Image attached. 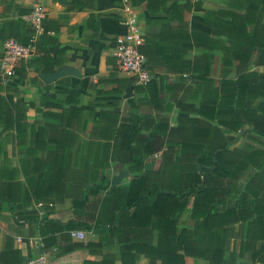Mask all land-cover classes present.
Instances as JSON below:
<instances>
[{
  "label": "trees",
  "instance_id": "trees-1",
  "mask_svg": "<svg viewBox=\"0 0 264 264\" xmlns=\"http://www.w3.org/2000/svg\"><path fill=\"white\" fill-rule=\"evenodd\" d=\"M127 1L132 4V0ZM11 7L17 10V18L10 17L5 4L0 44L14 39L24 45L32 43L36 51L14 64L15 81L3 83L0 76V126L20 129L26 118L25 108L7 100L4 93L17 92L15 87L28 70L50 73L63 62L49 54L47 48L57 42V37L48 34L46 20H41V31L37 33L36 27L20 17L31 9ZM263 11L264 0H228L226 7L205 10L203 19L212 26L214 37L192 30L187 37H178L175 52L164 54L170 61H180L194 44L202 50L195 61L183 62L180 68L170 70L174 75L167 82L152 75L146 83L135 85L137 91L148 90L155 110L170 112L173 106L178 109L182 115L176 117L174 126L160 117L154 132L143 138L137 128L138 117L129 118L128 123L119 124L116 129L115 119L107 116L110 128L106 133V155L129 162L131 178L127 183L110 186L100 177L91 183L85 196L73 199L75 218L64 222L40 219L30 203L24 207L21 204V209L11 206L14 222L39 221L45 250L54 242L55 232L69 237L74 229L103 236L74 242L73 248H88L100 254L110 239L117 244L115 253L102 252L100 260H84L82 264H114L116 259L121 264H135L138 254L146 257L148 264H185L186 256L204 261L199 264H234L236 257L246 255L250 264H264V148L247 140V131L254 133L250 141L264 138V70L249 69L251 60L254 65L264 66ZM147 49L146 45L138 46L145 67L152 70L154 65ZM214 50L222 54L218 83L212 76ZM231 69L234 78L227 76ZM132 83V78L126 80V84ZM162 90L172 102L163 108L158 97ZM64 92L77 95L71 86ZM150 121L154 123V119ZM244 126L251 129L241 133ZM145 139L152 148L142 144ZM133 140L136 145L130 144ZM153 143L165 147L160 165L144 169L143 158L157 151ZM250 168L254 173L240 186L238 180ZM89 196L97 198L91 202ZM228 200H233V204L229 206ZM96 202V213L82 212L87 206L94 209ZM187 209L191 225H180ZM229 242L232 246L226 258ZM30 258L13 248L10 241L0 253L3 264H22Z\"/></svg>",
  "mask_w": 264,
  "mask_h": 264
},
{
  "label": "crops",
  "instance_id": "crops-1",
  "mask_svg": "<svg viewBox=\"0 0 264 264\" xmlns=\"http://www.w3.org/2000/svg\"><path fill=\"white\" fill-rule=\"evenodd\" d=\"M227 1L198 0L194 3L193 0H132L131 4L124 0H0V21L5 4L10 9L11 18H17V10L12 5L31 11L39 8L49 28L48 34L57 37V42L47 48L49 54L53 59L59 57L63 62L54 71L69 67L77 72L45 83L39 76L44 73L30 69L27 76L16 85L17 92L4 93L7 100L25 108L26 118L20 129L0 126V253L10 241L13 248L30 257L34 251L28 244V238L40 237V222L16 224L11 206L21 209V204L30 203L40 219L64 222L75 218L73 199L85 196L91 183L100 177L105 182L109 181L110 186L130 180L131 173L127 169L129 162L107 158L106 133L110 128L106 124L107 116L115 119L116 129L119 124L128 123L129 118L138 117L140 123L137 128L145 138L154 132V124L160 117L167 118L169 125L174 126L176 117L182 115L175 106L170 112L155 110L149 102L148 90L142 88L137 91L134 77L117 69L113 50L115 39L125 32L124 18L129 13L135 15L143 37L140 45L148 47L154 65L152 70L148 69L150 75L163 77L164 82H167L174 75L170 70L180 68L183 62H194L202 50L193 44L186 50L181 62L170 61L164 54L175 52L178 37H187V32L192 30L214 37L211 34L212 26L203 19L204 11L226 7ZM29 13L20 16L27 23ZM1 47L0 44V55ZM221 55L220 51L214 50L211 60L212 76L216 83L220 80L222 70ZM249 69L261 72L264 66L254 65L251 60ZM227 76L235 77L232 69ZM128 78H132L134 83L126 84ZM16 79L13 77L11 80ZM68 86L76 89L77 95L65 93ZM158 97L162 99V108L172 103L169 94L163 90ZM151 118L154 123L150 121ZM249 129L251 127L244 126L240 132ZM250 135L254 133L247 131L250 143L264 148V138L253 142L250 141ZM130 144L136 145L137 142L133 140ZM142 144L152 148L148 139ZM153 148L157 151L143 158L144 169H156L160 165L165 147L162 143H153ZM120 173L126 174L112 185V178ZM252 173L254 169H248L238 180L239 185L243 186ZM245 175L246 179L241 181ZM96 198L89 196L91 202ZM38 202L43 204L42 207L36 205ZM233 202L228 200V205ZM98 207L99 202H96L94 209L87 206L82 212L93 210L96 213ZM186 211L189 214V210ZM190 225L189 221L186 226ZM74 230L85 231L86 237L78 240L69 235L71 239L68 240L66 233L53 234L54 242L45 250L47 264H82L84 260H100L102 252L115 253L117 250L113 239L100 254L88 248H73L74 242L93 241L103 236L90 230ZM231 246L229 242L226 258ZM148 262L143 255L136 256L135 264ZM199 263L204 261L185 257V264ZM239 263L250 264L249 257H236L234 264ZM114 264L121 262L116 259Z\"/></svg>",
  "mask_w": 264,
  "mask_h": 264
},
{
  "label": "built area",
  "instance_id": "built-area-1",
  "mask_svg": "<svg viewBox=\"0 0 264 264\" xmlns=\"http://www.w3.org/2000/svg\"><path fill=\"white\" fill-rule=\"evenodd\" d=\"M29 14V22L37 28V33L40 32V22L42 20L40 9L34 8ZM124 25L125 32L115 39V48L113 50L117 69L134 77L136 84H144L149 81L151 75L145 67V58L138 50V46L143 42L141 27L133 13H129L124 18ZM34 53L35 47L32 43L24 45L14 39L4 41L0 55V76L2 82L6 83L14 77V64L17 61L27 59ZM36 205L42 207L43 204L38 202ZM69 234L72 238L78 240H83L86 237L85 231L82 230H71ZM28 244L34 254L22 264H47V254L42 239L40 237H29Z\"/></svg>",
  "mask_w": 264,
  "mask_h": 264
},
{
  "label": "water",
  "instance_id": "water-1",
  "mask_svg": "<svg viewBox=\"0 0 264 264\" xmlns=\"http://www.w3.org/2000/svg\"><path fill=\"white\" fill-rule=\"evenodd\" d=\"M75 73L77 74V72L74 69H71L69 67H63L60 69H56L52 73H44V74H40L39 76L45 83H49V82L56 80L57 78L61 76L68 75V74H75ZM125 174L126 173H120L118 176H114L111 181L112 185H115L116 183H118L120 179L123 177V175Z\"/></svg>",
  "mask_w": 264,
  "mask_h": 264
},
{
  "label": "rangeland",
  "instance_id": "rangeland-1",
  "mask_svg": "<svg viewBox=\"0 0 264 264\" xmlns=\"http://www.w3.org/2000/svg\"><path fill=\"white\" fill-rule=\"evenodd\" d=\"M251 171H249V173H250ZM246 175H248V174H246ZM244 176L242 179H241V181H244L245 179H246V177L247 176ZM189 218H188V213H187V211L181 216V218H180V220H181V223H180V225H183V224H189V220H188Z\"/></svg>",
  "mask_w": 264,
  "mask_h": 264
}]
</instances>
